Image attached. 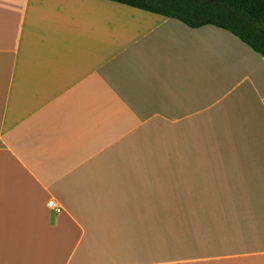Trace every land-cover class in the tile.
Returning a JSON list of instances; mask_svg holds the SVG:
<instances>
[{"label":"crops","instance_id":"crops-1","mask_svg":"<svg viewBox=\"0 0 264 264\" xmlns=\"http://www.w3.org/2000/svg\"><path fill=\"white\" fill-rule=\"evenodd\" d=\"M0 264H264V56L114 0H0Z\"/></svg>","mask_w":264,"mask_h":264},{"label":"trees","instance_id":"trees-1","mask_svg":"<svg viewBox=\"0 0 264 264\" xmlns=\"http://www.w3.org/2000/svg\"><path fill=\"white\" fill-rule=\"evenodd\" d=\"M177 18L192 28L227 29L264 56V0H114Z\"/></svg>","mask_w":264,"mask_h":264},{"label":"built area","instance_id":"built-area-1","mask_svg":"<svg viewBox=\"0 0 264 264\" xmlns=\"http://www.w3.org/2000/svg\"><path fill=\"white\" fill-rule=\"evenodd\" d=\"M49 207L53 209L57 214H62L64 212L63 207L54 199L49 201Z\"/></svg>","mask_w":264,"mask_h":264}]
</instances>
